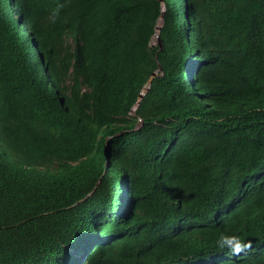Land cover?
Masks as SVG:
<instances>
[{"label":"trees","instance_id":"obj_1","mask_svg":"<svg viewBox=\"0 0 264 264\" xmlns=\"http://www.w3.org/2000/svg\"><path fill=\"white\" fill-rule=\"evenodd\" d=\"M1 145L0 264H264V0H0Z\"/></svg>","mask_w":264,"mask_h":264},{"label":"rangeland","instance_id":"obj_2","mask_svg":"<svg viewBox=\"0 0 264 264\" xmlns=\"http://www.w3.org/2000/svg\"><path fill=\"white\" fill-rule=\"evenodd\" d=\"M158 38H159V36H155V38L153 39V43L154 44H156L158 42ZM0 149L4 152L5 151V146L1 145Z\"/></svg>","mask_w":264,"mask_h":264},{"label":"water","instance_id":"obj_3","mask_svg":"<svg viewBox=\"0 0 264 264\" xmlns=\"http://www.w3.org/2000/svg\"><path fill=\"white\" fill-rule=\"evenodd\" d=\"M159 36V35H158ZM147 89V88H146Z\"/></svg>","mask_w":264,"mask_h":264}]
</instances>
